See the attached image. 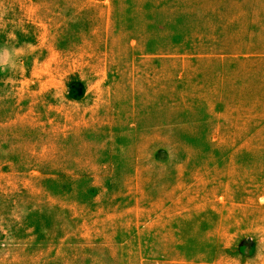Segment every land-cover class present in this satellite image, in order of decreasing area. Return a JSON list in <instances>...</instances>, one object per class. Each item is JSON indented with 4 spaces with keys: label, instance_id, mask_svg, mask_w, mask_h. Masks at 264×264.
<instances>
[{
    "label": "rangeland",
    "instance_id": "374dc122",
    "mask_svg": "<svg viewBox=\"0 0 264 264\" xmlns=\"http://www.w3.org/2000/svg\"><path fill=\"white\" fill-rule=\"evenodd\" d=\"M0 264H264V0H0Z\"/></svg>",
    "mask_w": 264,
    "mask_h": 264
}]
</instances>
